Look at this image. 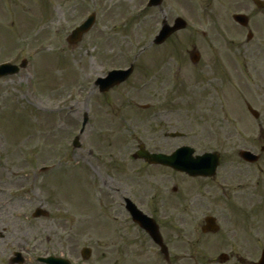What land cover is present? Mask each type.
I'll return each instance as SVG.
<instances>
[{"label": "rangeland", "instance_id": "rangeland-1", "mask_svg": "<svg viewBox=\"0 0 264 264\" xmlns=\"http://www.w3.org/2000/svg\"><path fill=\"white\" fill-rule=\"evenodd\" d=\"M174 1L146 8V0H0V64L27 61L16 75L0 79V231L6 236L0 253L22 251L29 241L33 252L55 255L79 257L88 247L87 264H167L130 221L125 198L159 224L166 241L170 231L190 235L174 264H202L206 249H213L208 250L212 260L224 249L216 250V240L205 247L200 231L185 225L221 215L215 213L225 207L215 198L221 171L210 195L211 184L149 166L133 153L142 143L157 153L189 146L195 155L216 151L224 159L236 158L244 147H232L233 127L261 124L264 131V112L255 101L257 121L241 107L233 113L236 82L224 79L264 78V60H251L255 64L247 67L254 72L241 61L210 68L209 46H217L219 38L200 10L201 0ZM91 13L92 28L69 45L67 36ZM176 17L187 21L186 30L175 35L171 48L155 49L152 40L161 24ZM227 30L229 39L245 43L233 27ZM259 40L264 37L248 46ZM193 44L202 54L196 67L186 55ZM132 64L125 83L106 93L94 86L108 71ZM168 74L171 83L165 82ZM84 115L88 123L82 129ZM168 133L185 136L169 138ZM262 136L259 145H264ZM202 204L209 209L190 213V206ZM35 209L48 217L33 218ZM59 227L73 237L71 250L60 245ZM121 237L141 243V255L118 256Z\"/></svg>", "mask_w": 264, "mask_h": 264}, {"label": "flooded vegetation", "instance_id": "flooded-vegetation-1", "mask_svg": "<svg viewBox=\"0 0 264 264\" xmlns=\"http://www.w3.org/2000/svg\"><path fill=\"white\" fill-rule=\"evenodd\" d=\"M174 1V0H173ZM175 2V1H174ZM203 4V5H202ZM200 9L204 17H207L209 27L215 30L218 36V45H210L209 50L211 55H208L210 68L220 66L222 63L231 64L232 62H243L244 66L249 67L253 72L255 71L252 66L248 64H255L257 60H264V41H257L259 45L248 46L256 37H264V0H201ZM238 16L239 19L235 21L234 17ZM233 27L237 33L242 34L246 38L245 43L242 45L228 38L227 26ZM178 33V32H176ZM203 36H207V32H201ZM175 34L169 37L164 43L165 47L171 48ZM195 46H192L194 49ZM196 51V49H194ZM197 52V51H196ZM193 52L186 49L187 57L191 56ZM198 63H201L202 54L198 53ZM254 60L255 62H251ZM260 67V66H259ZM224 68H221L222 70ZM223 71V70H222ZM223 72L220 73L222 76ZM264 71L262 70V75ZM216 80L222 84L223 78L217 77ZM226 82H236L235 93L238 99L234 101L233 113L236 112V107L244 109L248 116L257 121L261 114L254 108V102L258 101L264 112V78L253 77H240L231 78L226 77ZM240 97V98H239ZM256 99V100H255ZM232 104V103H231ZM233 106V104H232ZM238 111V110H237ZM234 131L231 135L232 147L239 149L236 158L224 159L220 157V164L217 168V173L211 178H202L203 185L211 184L207 189L211 195L214 193L216 186V178L221 171L222 176L216 186L215 198L219 203L225 207L221 215L217 216V221L213 223L214 231L206 230V225L203 222L192 223L185 222V225L193 226L192 231L197 233L199 230V239L204 242V246H209L210 242L217 241L216 250L222 247L220 254L226 255L223 263L212 262L208 255L213 249H206L208 252L202 256V260L206 261L205 264H258L261 260L262 253L264 252V145H259V134H263V126L252 124L244 126H234ZM246 131V137L243 131ZM257 134V135H256ZM264 136H262L263 138ZM259 146V152H255V148ZM226 147V146H223ZM231 149L230 146L226 147ZM240 150L251 151L257 155L254 162H249L244 158H240ZM198 179V178H195ZM213 187V189L211 188ZM213 197V196H212ZM205 205V201L203 202ZM203 206H190V213H196L195 209ZM48 217V214L46 215ZM158 224V223H157ZM159 225V224H158ZM59 243L68 250H71L74 239L66 228L59 227ZM139 229V228H138ZM205 230V231H203ZM140 231L148 241L150 238L145 232ZM118 234V233H117ZM116 235V234H115ZM126 234H123L124 236ZM142 236V235H141ZM6 236L0 231V239ZM143 237V236H142ZM166 234L163 233V240L166 245L164 260L168 264H174L177 253L184 250V242L189 244L190 235H177L176 231H170L168 234V241H166ZM121 246L119 248L118 256L137 258L143 252V245L134 242L132 237H121ZM131 240V241H129ZM138 242H142L138 238ZM215 243V242H214ZM212 243L211 245H213ZM210 245V247H211ZM219 247V248H217ZM181 248V249H180ZM157 250L158 247H156ZM180 249V250H179ZM209 250V251H208ZM15 252H19L16 254ZM159 255V254H157ZM109 254H104L107 258ZM137 256V257H136ZM48 258H61L68 261L69 264H87L86 261H80V257L72 253H61L59 255L36 253L31 250L29 241L24 243L22 251L11 250L9 253H0V264H48L45 262Z\"/></svg>", "mask_w": 264, "mask_h": 264}, {"label": "water", "instance_id": "water-1", "mask_svg": "<svg viewBox=\"0 0 264 264\" xmlns=\"http://www.w3.org/2000/svg\"><path fill=\"white\" fill-rule=\"evenodd\" d=\"M93 23V17L90 18L87 22H85L79 28H76L68 38L69 43H76L81 39L83 33L87 32ZM180 27V26H179ZM175 27V29L179 28ZM175 29H166L164 28L160 33L159 38L166 37L169 32ZM26 63L22 62L21 67H25ZM19 71L18 67L11 66L9 64L0 65V77H4L7 75L16 74ZM127 74H122L120 72H113L109 75L106 80H98L97 84H99V88L101 91H106L111 86L118 84L125 80ZM192 151L188 148H182L177 150L171 156H162V155H149L147 152L142 150L137 152V156L140 158L146 159L148 162L153 164H161L170 166L175 170L185 172L192 176L203 175L208 176L213 174V170L217 166V155H203L201 157H196L195 159L191 158ZM243 157H251L247 153H243ZM127 208L131 213L133 220L138 222L142 228H144L151 238L158 242L159 236L157 234V227L146 216L142 215L138 210H136L135 206L130 202H127ZM41 215V211L39 209L36 210L34 216L38 217ZM83 254L85 257L89 255V250L84 249Z\"/></svg>", "mask_w": 264, "mask_h": 264}]
</instances>
